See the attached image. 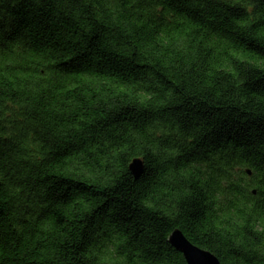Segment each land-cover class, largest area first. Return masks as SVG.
I'll use <instances>...</instances> for the list:
<instances>
[{
	"label": "trees",
	"instance_id": "1",
	"mask_svg": "<svg viewBox=\"0 0 264 264\" xmlns=\"http://www.w3.org/2000/svg\"><path fill=\"white\" fill-rule=\"evenodd\" d=\"M175 229L264 264V0H0V264H188Z\"/></svg>",
	"mask_w": 264,
	"mask_h": 264
},
{
	"label": "water",
	"instance_id": "2",
	"mask_svg": "<svg viewBox=\"0 0 264 264\" xmlns=\"http://www.w3.org/2000/svg\"><path fill=\"white\" fill-rule=\"evenodd\" d=\"M130 170L135 178H140L145 171L143 159L135 158L130 164ZM170 242L178 251L183 253L188 264H222L214 253L191 242L181 229L173 231Z\"/></svg>",
	"mask_w": 264,
	"mask_h": 264
}]
</instances>
